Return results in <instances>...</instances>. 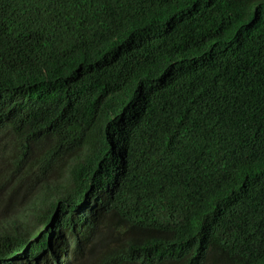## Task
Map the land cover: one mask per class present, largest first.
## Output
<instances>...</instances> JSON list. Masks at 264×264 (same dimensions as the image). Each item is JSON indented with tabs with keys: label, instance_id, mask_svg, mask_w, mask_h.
<instances>
[{
	"label": "trees",
	"instance_id": "trees-1",
	"mask_svg": "<svg viewBox=\"0 0 264 264\" xmlns=\"http://www.w3.org/2000/svg\"><path fill=\"white\" fill-rule=\"evenodd\" d=\"M22 260L264 264V0H0Z\"/></svg>",
	"mask_w": 264,
	"mask_h": 264
},
{
	"label": "clouds",
	"instance_id": "clouds-1",
	"mask_svg": "<svg viewBox=\"0 0 264 264\" xmlns=\"http://www.w3.org/2000/svg\"><path fill=\"white\" fill-rule=\"evenodd\" d=\"M58 254L61 256V253L58 252ZM54 257V255H53ZM48 258L52 259V257H50V255L48 254ZM63 257H61L62 259ZM18 264H36L35 262H32V261H25V260H22L21 262H19ZM43 264V263H42Z\"/></svg>",
	"mask_w": 264,
	"mask_h": 264
}]
</instances>
